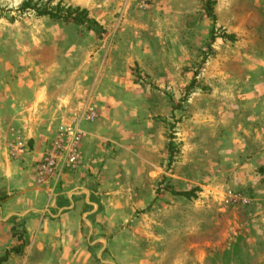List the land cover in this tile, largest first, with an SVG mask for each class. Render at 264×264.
Instances as JSON below:
<instances>
[{"label":"rangeland","instance_id":"374dc122","mask_svg":"<svg viewBox=\"0 0 264 264\" xmlns=\"http://www.w3.org/2000/svg\"><path fill=\"white\" fill-rule=\"evenodd\" d=\"M36 92L97 112L64 264H264V0H0V94Z\"/></svg>","mask_w":264,"mask_h":264},{"label":"crops","instance_id":"0c3cea01","mask_svg":"<svg viewBox=\"0 0 264 264\" xmlns=\"http://www.w3.org/2000/svg\"><path fill=\"white\" fill-rule=\"evenodd\" d=\"M74 106V94H0V251L5 255L24 243L19 255L9 254L23 264H52L51 250L58 251V263L64 264V256L73 257L82 240V211L89 193L82 187V175L65 173L57 187L37 186L35 167H31L41 159L46 142L58 127L76 119L71 116ZM89 124L79 125L82 167ZM16 136L28 141L33 151L12 161L8 153ZM19 228L23 233L20 242L14 234ZM9 256V264L15 262Z\"/></svg>","mask_w":264,"mask_h":264},{"label":"built area","instance_id":"2783aa9c","mask_svg":"<svg viewBox=\"0 0 264 264\" xmlns=\"http://www.w3.org/2000/svg\"><path fill=\"white\" fill-rule=\"evenodd\" d=\"M96 119V112L88 109L79 120L73 119L58 127L35 167L34 182L37 186H56L65 173L75 172L81 167L82 131L79 125L82 122L92 123ZM25 153V142L16 136L9 149V158L18 161Z\"/></svg>","mask_w":264,"mask_h":264},{"label":"trees","instance_id":"16d2710c","mask_svg":"<svg viewBox=\"0 0 264 264\" xmlns=\"http://www.w3.org/2000/svg\"><path fill=\"white\" fill-rule=\"evenodd\" d=\"M213 4L214 2L211 3V5ZM28 8L29 5L27 3H24L21 9H28ZM36 13L37 16L39 17H48L49 19L54 21H61L63 23H72L77 26H83L88 31L93 32L96 37H101L104 34V31L96 22L89 20L85 10H79L77 8L73 9L69 7L62 9L57 8L55 12L48 10H41V11L37 10ZM207 14L213 19L211 7L207 9ZM226 38L230 41H233V36H226ZM213 39L214 38L212 37L211 41H213ZM191 195L192 193L182 194V196L184 197H189ZM16 237L19 242L22 241L23 233L21 232ZM24 246H25L24 243H20L17 248L12 249L10 252H7L4 256L0 257V264H4L7 262L9 254L19 255Z\"/></svg>","mask_w":264,"mask_h":264}]
</instances>
